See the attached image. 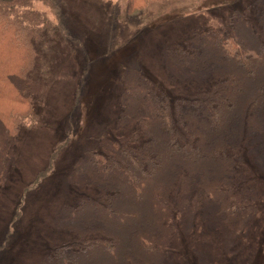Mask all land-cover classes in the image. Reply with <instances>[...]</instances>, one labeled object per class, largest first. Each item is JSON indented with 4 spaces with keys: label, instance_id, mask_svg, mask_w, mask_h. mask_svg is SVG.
<instances>
[{
    "label": "trees",
    "instance_id": "16d2710c",
    "mask_svg": "<svg viewBox=\"0 0 264 264\" xmlns=\"http://www.w3.org/2000/svg\"><path fill=\"white\" fill-rule=\"evenodd\" d=\"M126 1L130 16L165 0ZM64 5L0 0V187L8 151L38 119L31 85L52 76L60 38L68 39ZM224 8L164 50L186 93L169 98L139 70L126 72L116 125L135 130L98 139L72 167L73 189L75 176L94 191L61 209L74 239L45 254L46 264H167L176 211L194 193L218 226L260 217L254 183L264 173V0Z\"/></svg>",
    "mask_w": 264,
    "mask_h": 264
},
{
    "label": "rangeland",
    "instance_id": "374dc122",
    "mask_svg": "<svg viewBox=\"0 0 264 264\" xmlns=\"http://www.w3.org/2000/svg\"><path fill=\"white\" fill-rule=\"evenodd\" d=\"M63 1L68 39L60 38L52 76L31 85L38 119L20 130L7 155L0 187V264H46L45 254L74 239L62 227L61 209L94 190L75 176L73 189L72 167L98 139L135 130L116 125L126 72L139 70L169 98L186 93L189 88L177 85L167 69L165 48L181 44L227 5L254 2L165 0L129 16L126 0ZM35 8L53 18L46 5L37 2ZM191 77L200 84L206 79ZM257 174L260 217L252 223L218 226L195 193L186 197L176 211L167 264H264V173Z\"/></svg>",
    "mask_w": 264,
    "mask_h": 264
}]
</instances>
